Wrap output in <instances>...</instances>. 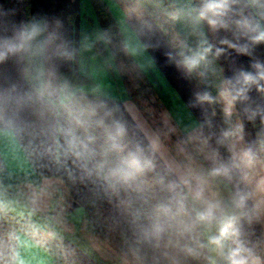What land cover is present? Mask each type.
<instances>
[{
	"label": "crops",
	"instance_id": "1",
	"mask_svg": "<svg viewBox=\"0 0 264 264\" xmlns=\"http://www.w3.org/2000/svg\"><path fill=\"white\" fill-rule=\"evenodd\" d=\"M85 3L0 0V51L16 48L0 61V182L24 188L38 206L56 196L135 264H215V247L196 223L198 206L183 184L190 176L164 139L152 138L148 120L120 86L107 55L95 52L101 31ZM204 3L174 0L178 31L188 42L181 48L145 26L140 59L128 52L208 175L230 197H247L234 240L251 261L264 264V80L245 85L242 75H257L255 64L264 67V42L252 39L264 31V0H228L215 27L199 19ZM137 16L148 23L144 11ZM186 58H199L196 73ZM63 73L86 82L65 94ZM212 91L229 105L217 108ZM204 94L210 100L198 101ZM130 154L150 166L118 182L111 174ZM148 176L158 185H150ZM161 206L169 211L159 212ZM156 220L159 236L144 239L141 230ZM59 230L61 264H106L100 250ZM49 234L17 230L0 214V264H53L44 248ZM235 246L229 240L230 249Z\"/></svg>",
	"mask_w": 264,
	"mask_h": 264
},
{
	"label": "rangeland",
	"instance_id": "2",
	"mask_svg": "<svg viewBox=\"0 0 264 264\" xmlns=\"http://www.w3.org/2000/svg\"><path fill=\"white\" fill-rule=\"evenodd\" d=\"M112 11L118 25L125 49H120L117 44L110 47L107 42L100 35V40L105 46V54L110 61L111 70L117 76L120 86H123L135 105L141 110L143 116L148 120L150 130H152V138L154 140L164 139L166 143V150L174 154L176 160L183 167L186 174L191 176H201L206 182L205 194L209 197L215 196L217 198H230L227 195L225 187L221 183L208 175V171L204 168L201 162L200 155L195 151L192 145L187 141L185 134L180 131L175 124V120L168 114L162 101L158 98L155 86L150 82L137 60L140 59L141 50V33L142 28H147L151 33L164 39L165 43L171 46H181L188 42L184 39L183 31L179 32L176 25V13L174 0H104ZM86 8L89 10L92 22L97 26L98 21L93 14V9L86 0ZM144 11V16L147 17V24L143 19L137 16L138 11ZM146 14V15H145ZM155 18V19H154ZM143 33V32H142ZM143 36V34H142ZM129 46V47H128ZM132 50L137 60L131 57L128 52ZM188 48V47H185ZM185 50V49H184ZM107 52V54H106ZM138 53V54H137ZM141 61V60H140ZM192 71L196 73L197 68L191 67ZM122 77L126 83L122 81ZM212 101L215 106H228V102L222 98L221 95H216L212 91ZM194 160L196 161L194 169ZM195 173V174H194ZM150 185L157 186V179L148 176ZM195 185V181H193ZM0 188L8 192L6 199L10 206L15 207L21 214H29L34 220V226L47 227L54 229L57 234L59 228L62 232L68 233L69 239L100 250L102 261L106 264H135L131 259L124 254L117 251L111 244L104 240L100 234L87 227L84 223V217L75 210L64 209V202L54 196L53 200L49 197L43 205H34L31 202V194L24 190L11 186L4 185L0 182ZM34 197V196H33ZM5 199V198H4ZM5 199V201H6ZM198 206V205H197ZM0 214L6 219L8 218V211L2 210L0 205ZM10 221V220H9ZM11 222V221H10ZM59 226V227H58ZM26 228V229H25ZM27 230V227H22ZM43 231V230H42ZM50 232V230H48ZM77 236L79 240H77Z\"/></svg>",
	"mask_w": 264,
	"mask_h": 264
},
{
	"label": "clouds",
	"instance_id": "3",
	"mask_svg": "<svg viewBox=\"0 0 264 264\" xmlns=\"http://www.w3.org/2000/svg\"><path fill=\"white\" fill-rule=\"evenodd\" d=\"M228 7V0H205L202 9L199 12V19H207L209 25L215 27L218 23L216 18L224 15ZM255 30V29H251ZM29 34L26 38H31ZM256 43L264 42V31H260L258 35L252 37ZM15 46L9 45L7 51H0V61H3L8 52H14ZM202 58V57H200ZM185 65L189 68L195 67L199 62V58H186ZM258 74L244 73L243 81L245 85L257 83L258 80H264V67L260 64H255ZM198 101L203 102L210 100L208 94L199 96ZM122 131V129H121ZM150 166V161L142 160L140 157L130 154L125 158L119 167L113 170L112 177L118 182H128L134 179L137 175L143 173ZM226 173V169L224 170ZM220 170H214L212 175L219 174ZM195 181V185H193ZM183 184L189 189L191 198L194 204L198 205L195 208L196 223L208 234V243L218 250H222L229 240H233L236 244L231 248L226 256L227 264H255L251 261L250 254L234 238L238 237L239 232L235 225L239 216L237 215L245 208L247 197L237 193L230 198L209 197L205 194L206 182L201 176H191L183 180ZM161 213H167L169 210L161 206L158 210ZM162 231V226L159 220L154 221L150 226L141 230V235L144 239L158 237Z\"/></svg>",
	"mask_w": 264,
	"mask_h": 264
},
{
	"label": "trees",
	"instance_id": "4",
	"mask_svg": "<svg viewBox=\"0 0 264 264\" xmlns=\"http://www.w3.org/2000/svg\"><path fill=\"white\" fill-rule=\"evenodd\" d=\"M95 16L97 18L102 38L107 42L108 46L112 47L115 44L118 45L120 49H125V43L123 41L122 35L120 33L119 27L112 16L108 6L104 0H89ZM155 19V18H154ZM94 50L100 55L105 54V46L100 39L94 40ZM122 81L126 83L124 77ZM86 79L78 74L63 73L60 75L59 84L63 93H67L73 85L83 84ZM8 192L3 191L0 188V205L3 211H8V218L17 230H23L22 227H27L30 231H48L50 230L49 238L44 244V248L51 254L53 259V264H61L63 261V254L60 247V237L59 234L54 229L49 226L36 227L34 226V220L29 214H21L15 208L9 205L6 199ZM6 201H5V199ZM26 229V228H25ZM101 236V235H100ZM102 237V236H101ZM230 250L229 241L226 242L225 247L222 250L215 248V264H227L226 256Z\"/></svg>",
	"mask_w": 264,
	"mask_h": 264
}]
</instances>
